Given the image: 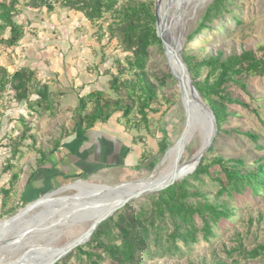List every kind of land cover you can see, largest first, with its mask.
Masks as SVG:
<instances>
[{
  "label": "rangeland",
  "instance_id": "obj_1",
  "mask_svg": "<svg viewBox=\"0 0 264 264\" xmlns=\"http://www.w3.org/2000/svg\"><path fill=\"white\" fill-rule=\"evenodd\" d=\"M212 1L170 0L168 3L167 0H160L158 12L161 8L163 14L167 15L170 38L180 43L183 56L190 58L192 63L214 57L218 52L222 59L230 55L238 56L243 51H251L256 58H264V0H230L225 7L226 12H221L212 20L208 31L190 39ZM127 2L129 0H119L115 10ZM26 4L19 1L13 15L14 22L22 26L24 36L14 48L8 50L10 54L7 52L4 56V51H0V57L6 58L7 62H3L1 67L4 66L9 72L22 68L32 70L35 74L34 82L48 87L54 111L42 114L41 110L36 111L25 125H17L16 131L10 134L11 138L18 141L17 148H22L30 156L40 148H47L60 132H65L64 126L72 120L69 110L58 111L56 108H77L78 99L93 91L102 92L103 97L112 102L122 101V107L133 102L134 109L129 120L132 122L139 119L138 116L135 117L138 102L132 96L130 86L137 81L136 73L128 70L126 66L129 53L124 52L118 41L110 38L108 32L116 20L115 15L105 12L101 19L89 22L81 13L61 8L58 3L54 4L51 12H47L45 8L31 9ZM153 4L155 6V0ZM7 35L8 31L3 37L6 38ZM163 55L162 46L152 45L148 49V60L144 69V79L156 93L155 103L150 106V110L157 112H149L145 124L141 121L138 128L133 127L137 133L135 139L142 144L144 154L156 157L153 167L147 168L144 165L136 174L126 177H118L116 170L107 169L86 178L71 180L66 183L67 186L81 181L114 187L149 179L172 167V164L160 166V163L165 152L180 136L184 122L176 84L167 81L164 86L160 85L161 75L170 73ZM120 67L125 69L121 74ZM206 76H209V82L212 83L217 73L208 68L200 69L197 82ZM113 78L118 80L116 92L110 89ZM29 90L32 100L33 90ZM228 91L246 107L225 105L231 116L223 125L221 133L215 139L213 151L207 158L209 161L214 158L225 161L243 159L252 170L264 159V78L248 77L245 91L237 87H229ZM9 92H12L14 99L11 89L0 93L1 108L11 106L9 99H4L6 95L9 96ZM13 102H16L15 99ZM87 108L91 110L92 104H88ZM245 133L258 136L256 145L243 136ZM201 143L198 132L194 133L179 163L190 159ZM214 170V180L204 178V184L198 185L209 198H213L219 188L215 178L224 181L222 174L217 175V167ZM82 189L87 190L86 187ZM75 191L76 189H71L54 195L51 199L70 197L75 195ZM89 195L95 197L94 194ZM143 201L144 198H138L131 203V207L136 210ZM220 201L227 203L233 209L234 215L230 221L219 225L214 231L215 237L209 242H199L189 247L179 244L178 254H169L162 258L140 255L133 264H264V254L255 259L246 255L264 244V192L257 198H252L247 193L232 198L222 196ZM25 206L16 208L17 211L9 217L0 218V222L14 217ZM96 206L91 209L92 212L101 209L100 204ZM37 209L31 215L40 212ZM68 214L55 215L46 227L30 230L32 232L24 240L15 241L11 239L13 237H9L11 242L0 245V264L26 263L34 255L44 253L47 248L59 249L84 232L92 221V213H81L70 218ZM30 219V216L24 218L25 221ZM37 220L40 218H35L33 224ZM60 264L88 263L85 257L73 251L72 256Z\"/></svg>",
  "mask_w": 264,
  "mask_h": 264
},
{
  "label": "trees",
  "instance_id": "obj_2",
  "mask_svg": "<svg viewBox=\"0 0 264 264\" xmlns=\"http://www.w3.org/2000/svg\"><path fill=\"white\" fill-rule=\"evenodd\" d=\"M19 1L26 2L31 9L45 8L47 12H51L54 4L58 3L61 8L81 13L89 22L101 19L105 12H112L116 20L108 29L110 38H115L122 50L129 53L126 66L128 70L136 73L137 81L130 86L132 96L138 102L135 117L138 116L139 119L132 121L133 127L138 128L140 124H145L149 112H157L150 110V106L155 103L156 93L144 79L148 49L152 45L161 47V42L156 36L153 0H129L117 10L115 7L119 0H0V44L7 47H14L24 36L22 26L13 20ZM229 1L213 0L190 39L208 31L212 20L221 12H226L225 7ZM6 31L8 35L4 38ZM181 55L194 88L215 118L217 133L212 145L202 155L191 175L161 192L142 197L144 201L136 210L131 207L132 201L102 222L86 244L73 250L79 256L85 257L88 264H133L140 255L162 258L165 255L178 254L179 244L189 247L199 242L207 243L215 237L214 231L219 225L230 221L234 215L233 209L224 201L221 202L220 197L232 198L247 193L252 198H257L264 192V159L250 170L243 159L225 161L222 158H214L209 161L207 158L213 151L215 139L231 116L225 105L246 107L237 98H233L232 93L228 91L229 87L245 91L248 77L264 78V58H256L251 51H243L238 56L230 55L222 59L221 53L218 52L214 57L192 63L190 58L184 57L183 53ZM203 68H208L211 72L216 71L217 76L212 83L209 82V76L197 82L199 71ZM124 71V68H119V74ZM34 79L32 70L22 68L10 75L0 66V93L11 89L17 103L26 101L33 108H52L48 87L34 82ZM117 81V78H113L110 83V89L114 92L118 91ZM167 81L176 84L170 73L162 74L160 85L164 86ZM29 89L33 90L32 100ZM177 95L179 98V93ZM132 103L122 107V101L112 102L103 97L100 91L80 97L74 131L83 133L97 122L105 123L116 111H122L126 122H131L129 118L134 109ZM88 104H92V108L86 113ZM243 136L256 145L258 136L252 133H245ZM162 150L163 148L160 149L161 153ZM143 155L141 159L144 162L148 158ZM155 160L156 157L151 156L145 166L153 167ZM215 167L217 175L222 174L224 181L215 178L219 188L214 197L209 198L198 185L204 184V178L214 180ZM73 251L56 264L71 257ZM260 254H264V244L246 255L255 259Z\"/></svg>",
  "mask_w": 264,
  "mask_h": 264
},
{
  "label": "crops",
  "instance_id": "obj_3",
  "mask_svg": "<svg viewBox=\"0 0 264 264\" xmlns=\"http://www.w3.org/2000/svg\"><path fill=\"white\" fill-rule=\"evenodd\" d=\"M12 48L0 44L4 56ZM5 59L0 57V66L7 63ZM7 71L9 74L16 72ZM8 95L4 99L8 98L11 106H0V218L11 216L16 208L30 204L71 180L107 169L116 170L118 177L136 174L151 157L144 154L142 144L135 139L134 122L133 125L127 123L121 111L112 113L105 123L97 122L80 133L74 131L77 108H56L69 110L72 120L64 126L65 132H60L47 148H40L30 156L17 148L18 141L11 138V132L16 131L17 125L29 122L36 111L41 110L42 114L54 109L13 102L12 92ZM86 109L89 113L90 108ZM41 122L45 124L44 120ZM142 155L148 160L143 162Z\"/></svg>",
  "mask_w": 264,
  "mask_h": 264
},
{
  "label": "water",
  "instance_id": "obj_4",
  "mask_svg": "<svg viewBox=\"0 0 264 264\" xmlns=\"http://www.w3.org/2000/svg\"><path fill=\"white\" fill-rule=\"evenodd\" d=\"M159 2L160 0H155V6H154L155 30H156V36L161 42L163 54L165 58L168 59V55H167L168 46L166 45L165 41L162 38V26L160 24L159 16H158ZM181 54H182V47L180 46V48L178 49L176 54H174V57H173L174 63L177 67V72H173L171 69L169 70L173 80L176 82V86H177L178 93H179V102L183 110V122H184L183 130L180 136L178 137V139L176 140V142L174 143L176 153L174 156L173 170L170 174V177L159 185H155V186L148 187V188L137 189V190H134L126 194L120 200L118 204L108 209L98 218L96 219L94 218L89 224L88 228L84 232H82L80 235L74 238V240L64 245L63 247H60L59 249H54L51 247L45 249L44 254H46L47 256L49 255L50 256L49 258H47V260L43 264H56L61 259L66 257L68 254H70L73 250H75L77 247L86 244L89 241L92 234L94 233V231L96 230V228L102 222L112 217L118 210L124 208L130 202L138 198H141L143 196H146V195H151L157 192H161L167 189L168 187L172 186L173 184H175L177 181H180L184 179L185 177L191 175L196 169V167L198 166L202 155L212 145V142L217 133V126H216L215 118L211 110L202 101L196 89L194 88L192 79L189 75V72L182 59ZM196 132H198L200 137L203 135V137H201L202 143H201V148H200V152L198 154L196 163L194 164L193 168L188 173L179 176L177 173V170H178L180 159L182 158L181 157L182 153L184 152L185 147L190 142L193 134ZM80 183L81 181L76 182L74 184H80ZM82 183L85 186L87 185L88 188H91L89 187L90 186L89 184L85 182H82ZM134 183L136 182H128V183L120 184L118 186H114L113 188H111V190H114V192L116 191L118 192V190H120L119 188H124V187H127L129 184H134ZM63 187H67V185L62 186L60 188H63ZM60 188L55 189L48 194H45L41 198H44L56 192ZM39 199L26 205L25 208L21 212H19L18 214H16L14 217L10 219L12 220V219L21 218L26 213L25 209L29 205L36 203ZM41 216H43V213L39 212L38 215L35 216V218L39 219Z\"/></svg>",
  "mask_w": 264,
  "mask_h": 264
},
{
  "label": "bare ground",
  "instance_id": "obj_5",
  "mask_svg": "<svg viewBox=\"0 0 264 264\" xmlns=\"http://www.w3.org/2000/svg\"><path fill=\"white\" fill-rule=\"evenodd\" d=\"M168 3H170V0H167ZM169 5V4H168ZM167 9V8H166ZM159 21L162 26V38L165 41L167 48V55L168 59H166L167 66L169 70L171 69L173 72H177V67L174 63V54L178 51L180 48V43L176 42L174 40H171L170 34L168 32V25L169 21L166 14H163L162 9L160 8V11L158 12ZM203 137V135L201 136ZM186 148V147H185ZM201 146L198 148L196 153L187 161L183 163H179L177 173L179 176L184 175L188 173L196 163L198 154L200 152ZM176 153V149L174 145L168 149L165 152V156L163 161L160 163V166L165 164H172V167L162 173L164 170L156 173V176L150 177L149 179H144L141 181H135L134 184H129L127 187L119 188L118 192H114V190H111L113 187L103 186V185H92L89 184L91 188H88V186L84 185L82 182L80 184H73L67 187L60 188L56 192L39 199L36 203L29 205L25 211L26 213L21 217L17 219H6L2 222H0V245L2 243H9V237H13L11 239H15V241L24 240L25 237L30 234L34 228H40V227H46L49 224V221L58 214H68V218L73 217L75 215L81 214V213H92V220L95 218H98L100 215H102L104 212H106L108 209L112 208L116 204L120 202V200L128 193L142 188H148L155 185L161 184L163 181L167 180L170 177V174L173 170V162H174V156ZM159 171V170H158ZM79 182V181H78ZM138 182V183H137ZM83 186L86 187L85 189H82ZM82 187V188H81ZM76 189L75 195L70 197H59L55 199H51L54 195H59L61 193H64L68 190ZM114 192V193H113ZM89 194H94L95 197H91ZM100 204L99 210H96L92 212L91 209L96 208V205ZM43 213V216L40 217V220L36 221L35 224H33V221L35 219V216L38 215H31L35 212V209ZM36 210V211H37ZM23 214V213H22ZM30 216V221H25L24 218ZM18 222V223H17ZM27 223V225H26ZM23 224V227H21ZM10 239V240H11ZM2 240V241H1ZM74 240V239H73ZM72 241V240H71ZM70 241V242H71ZM56 251V250H55ZM34 255L31 257L32 259L29 262H22L19 264H43L49 256H47L44 253H40ZM15 264V263H14Z\"/></svg>",
  "mask_w": 264,
  "mask_h": 264
}]
</instances>
